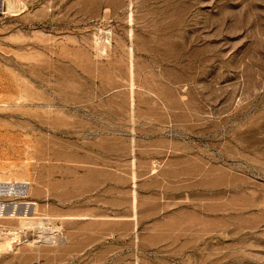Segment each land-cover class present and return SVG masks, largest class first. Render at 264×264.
<instances>
[{
  "label": "rangeland",
  "instance_id": "obj_1",
  "mask_svg": "<svg viewBox=\"0 0 264 264\" xmlns=\"http://www.w3.org/2000/svg\"><path fill=\"white\" fill-rule=\"evenodd\" d=\"M0 264H264V0H7Z\"/></svg>",
  "mask_w": 264,
  "mask_h": 264
},
{
  "label": "built area",
  "instance_id": "obj_2",
  "mask_svg": "<svg viewBox=\"0 0 264 264\" xmlns=\"http://www.w3.org/2000/svg\"><path fill=\"white\" fill-rule=\"evenodd\" d=\"M7 0H0V10L5 7ZM28 181L0 178V220L17 215L25 199L29 195ZM9 230L0 222V231Z\"/></svg>",
  "mask_w": 264,
  "mask_h": 264
}]
</instances>
